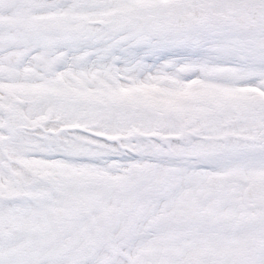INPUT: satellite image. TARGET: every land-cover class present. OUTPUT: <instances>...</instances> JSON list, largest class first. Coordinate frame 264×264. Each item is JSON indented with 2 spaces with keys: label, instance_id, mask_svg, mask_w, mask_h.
<instances>
[{
  "label": "snow or ice",
  "instance_id": "snow-or-ice-1",
  "mask_svg": "<svg viewBox=\"0 0 264 264\" xmlns=\"http://www.w3.org/2000/svg\"><path fill=\"white\" fill-rule=\"evenodd\" d=\"M0 264H264V0H0Z\"/></svg>",
  "mask_w": 264,
  "mask_h": 264
}]
</instances>
